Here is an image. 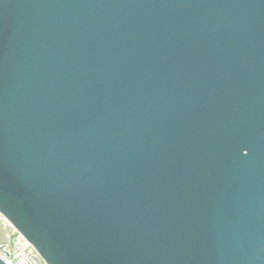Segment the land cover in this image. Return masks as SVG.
Listing matches in <instances>:
<instances>
[{"label": "water", "instance_id": "1", "mask_svg": "<svg viewBox=\"0 0 264 264\" xmlns=\"http://www.w3.org/2000/svg\"><path fill=\"white\" fill-rule=\"evenodd\" d=\"M0 216L44 264H264V0H0Z\"/></svg>", "mask_w": 264, "mask_h": 264}, {"label": "built area", "instance_id": "2", "mask_svg": "<svg viewBox=\"0 0 264 264\" xmlns=\"http://www.w3.org/2000/svg\"><path fill=\"white\" fill-rule=\"evenodd\" d=\"M2 221L4 222V220ZM8 227L13 232L11 238L8 239V242L0 246H7L2 247V249L6 250L9 256L6 257L5 254L0 251L1 257L9 264H44L35 250L10 226Z\"/></svg>", "mask_w": 264, "mask_h": 264}, {"label": "flooded vegetation", "instance_id": "3", "mask_svg": "<svg viewBox=\"0 0 264 264\" xmlns=\"http://www.w3.org/2000/svg\"><path fill=\"white\" fill-rule=\"evenodd\" d=\"M0 219L3 220V218H2L1 216H0ZM1 220H0V221H1ZM6 226H7V225L2 224V226H1V228H0V233H1V235H4V236L6 235L5 239L7 238V231H6L7 228H6ZM1 235H0V238H1Z\"/></svg>", "mask_w": 264, "mask_h": 264}, {"label": "rangeland", "instance_id": "4", "mask_svg": "<svg viewBox=\"0 0 264 264\" xmlns=\"http://www.w3.org/2000/svg\"><path fill=\"white\" fill-rule=\"evenodd\" d=\"M9 238H11V235L7 237V240H8ZM5 243H6V242H4V243H0V245H1V244H5Z\"/></svg>", "mask_w": 264, "mask_h": 264}, {"label": "bare ground", "instance_id": "5", "mask_svg": "<svg viewBox=\"0 0 264 264\" xmlns=\"http://www.w3.org/2000/svg\"><path fill=\"white\" fill-rule=\"evenodd\" d=\"M2 259V258H1ZM7 264H9L8 262H6Z\"/></svg>", "mask_w": 264, "mask_h": 264}]
</instances>
